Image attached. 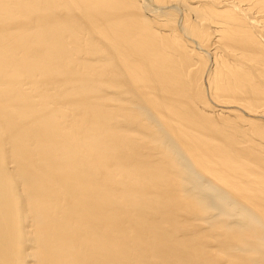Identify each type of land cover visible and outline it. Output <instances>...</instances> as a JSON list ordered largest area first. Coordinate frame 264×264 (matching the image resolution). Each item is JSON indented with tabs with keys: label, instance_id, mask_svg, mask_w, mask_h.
<instances>
[{
	"label": "bare ground",
	"instance_id": "6f19581e",
	"mask_svg": "<svg viewBox=\"0 0 264 264\" xmlns=\"http://www.w3.org/2000/svg\"><path fill=\"white\" fill-rule=\"evenodd\" d=\"M0 264H264V0H0Z\"/></svg>",
	"mask_w": 264,
	"mask_h": 264
}]
</instances>
